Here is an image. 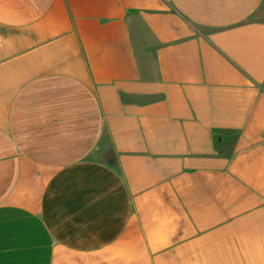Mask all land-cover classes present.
<instances>
[{"label": "crops", "instance_id": "1", "mask_svg": "<svg viewBox=\"0 0 264 264\" xmlns=\"http://www.w3.org/2000/svg\"><path fill=\"white\" fill-rule=\"evenodd\" d=\"M264 0H0V264H264Z\"/></svg>", "mask_w": 264, "mask_h": 264}, {"label": "rangeland", "instance_id": "2", "mask_svg": "<svg viewBox=\"0 0 264 264\" xmlns=\"http://www.w3.org/2000/svg\"><path fill=\"white\" fill-rule=\"evenodd\" d=\"M255 16L260 18V19H264V3L259 8V10L256 12Z\"/></svg>", "mask_w": 264, "mask_h": 264}]
</instances>
